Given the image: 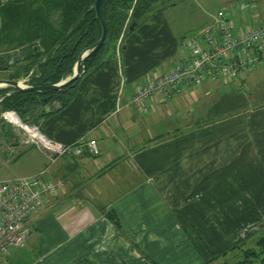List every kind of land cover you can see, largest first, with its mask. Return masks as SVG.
I'll return each mask as SVG.
<instances>
[{"label": "crops", "instance_id": "crops-1", "mask_svg": "<svg viewBox=\"0 0 264 264\" xmlns=\"http://www.w3.org/2000/svg\"><path fill=\"white\" fill-rule=\"evenodd\" d=\"M216 2L240 27L264 20V0ZM181 5L170 0L160 6L125 39L116 57L81 77L66 106L36 123L59 142L96 140L98 154L85 150L50 162L20 138L0 148L28 155L27 168L6 179L46 169L47 178L64 182L33 216L26 245L0 255V264H204L235 242L225 227L240 224L224 217L229 212L250 217L251 208L241 203L242 186L264 188V101L235 87H244L257 68L236 82L220 78L167 100L152 96L146 112L132 104L137 88L156 72L185 60L183 38L198 33L218 12L200 4L205 22L185 25ZM16 71L1 67L0 79ZM214 184L221 187L219 203L213 204ZM232 184L241 187L234 198ZM251 196L264 200V194ZM214 214L220 215L218 222ZM211 233L217 244L209 240Z\"/></svg>", "mask_w": 264, "mask_h": 264}, {"label": "trees", "instance_id": "trees-1", "mask_svg": "<svg viewBox=\"0 0 264 264\" xmlns=\"http://www.w3.org/2000/svg\"><path fill=\"white\" fill-rule=\"evenodd\" d=\"M94 2L95 0H10L0 3V59L19 51L26 54L22 61L7 66L17 67L10 79L18 80L27 76L29 84L48 85L70 76L82 51L92 46L102 32L92 7ZM163 2L165 1L103 0L101 13L107 26L106 39L99 49L86 58L82 76L105 59L116 57L123 50L125 39L160 9ZM132 22L135 26L129 30ZM35 45L38 46L37 52H34ZM80 79L61 90L48 93L11 92V87L0 88V95L11 92L0 99V114L12 110L24 121L36 124L39 118L48 115L46 113L39 116L43 107L57 104L54 111H58L72 100ZM106 103L108 101L101 106L104 107ZM0 130L7 133L4 126ZM254 234H257L255 238ZM254 234L234 243L228 250L212 257L211 261L222 258L223 261L219 264H264V229ZM249 238L253 241L250 246L246 244Z\"/></svg>", "mask_w": 264, "mask_h": 264}, {"label": "built area", "instance_id": "built-area-1", "mask_svg": "<svg viewBox=\"0 0 264 264\" xmlns=\"http://www.w3.org/2000/svg\"><path fill=\"white\" fill-rule=\"evenodd\" d=\"M182 47L187 52L184 61L156 72L135 91L132 104L142 112L147 111L146 102L152 96L167 100L184 89L220 78L236 82L245 71L263 66L264 20L240 27L222 9L198 33L186 35ZM26 80L27 77L21 81ZM1 117L18 130L22 143L38 147L50 162L62 155H81L85 150L91 154L99 152L96 140L63 143L50 139L38 124L24 121L15 111H3ZM46 171L0 180V255L26 245L33 216L43 208L46 196L63 189L64 182L47 178Z\"/></svg>", "mask_w": 264, "mask_h": 264}, {"label": "rangeland", "instance_id": "rangeland-1", "mask_svg": "<svg viewBox=\"0 0 264 264\" xmlns=\"http://www.w3.org/2000/svg\"><path fill=\"white\" fill-rule=\"evenodd\" d=\"M164 1L165 2H163V5H165L168 0H164ZM173 1L182 3V5L180 6L181 10L179 12V15L183 14V20L185 22V25H196L199 22L202 25L205 22L206 12L204 13V11H201V10L199 11L198 6H200V4L201 5L209 4L208 5L209 7L207 6L205 8L206 9L205 11H210V12H213V11L216 12L218 11L220 7L218 6L216 0H173ZM247 24H250V23L247 22ZM262 70H264V66L261 68L254 69L252 72L255 71L256 76L253 78L249 77L244 87L240 83H237V85L235 86L236 88H238L239 91L242 90L244 94H246V96L248 97L250 96V99L253 101H264V72H262ZM22 79L23 78L18 79V80H22ZM1 126L5 127V132L7 133H4L2 132V130H0V148L2 146H5V144H8L9 142H12L13 139L18 140L19 138H21L19 136L18 130L15 129V127L10 122L6 121L3 117L0 116V127ZM23 154L24 152L17 154V153H10V152L0 149V180L6 179L5 178L6 176L7 177L10 176L11 174H14L18 170H23L27 168V164L25 162L27 161L28 155L23 156ZM220 187L221 185H217V184L213 185V188H212L213 189V199H214L213 204L219 203V199H217V196L219 194L218 189ZM242 187H244V198L245 199L241 200V203H243L244 205H248L249 207L248 206L247 207L251 208L252 212L250 213V217L244 218L243 216H239L238 218H236L234 216L235 213L229 212V214L226 216V218L224 217V220H223L224 222L226 219V221L228 222H239L240 224L239 226L233 225L232 229L231 227L230 228L225 227L226 230L224 234L228 236L229 241L234 240L235 241L234 243L244 240L248 236L264 229V200H260V201H257L256 199L252 200L253 196H251V195H254L256 197L258 196V194L263 195L264 188L262 187L258 191V188H255L254 185L245 184ZM237 189L240 190L241 187H238L236 184H232V186L229 187V191H231L230 196L234 198L236 196L234 192H236ZM252 192H254L255 194H253ZM249 193H252V194H249ZM232 203H236V202H231V201L229 202L230 205ZM255 213H261V215L258 217H255L256 215ZM219 218H220V215L214 214L213 216L214 221L216 220L218 222ZM216 228L219 230V227L217 226V224H216ZM207 236H209V234ZM256 236L257 234H254V238ZM251 238L247 240L248 243L246 242V244L249 246L250 244H253V241H250ZM211 239H212L213 245L217 244L216 240H218V237H216L215 233H211L209 240ZM215 255L216 254L214 253L213 257H215ZM220 261H223V259L219 258L214 261L209 260L208 262H210V264H219ZM208 262L204 264H207Z\"/></svg>", "mask_w": 264, "mask_h": 264}, {"label": "water", "instance_id": "water-1", "mask_svg": "<svg viewBox=\"0 0 264 264\" xmlns=\"http://www.w3.org/2000/svg\"><path fill=\"white\" fill-rule=\"evenodd\" d=\"M102 2H103V0H95V2L92 5V7L95 9L96 17L101 24V28H102L101 35H100L99 39L92 46H90V47H88L82 51V53L80 54V56L78 57V60L76 61L75 65H74L73 72L70 76H68L64 80H61L58 83L48 84V85H33V84L23 83L21 80L0 79V86L11 87L12 88L11 92L36 91V92L48 93V92L55 91V90H61L63 87H65V86L73 83L77 79L81 78L82 74L85 72L84 62H85L86 58L88 56H90L92 53H94L97 49H99L103 45V43L106 39L107 26H106V23H105L104 18L102 16V13H101ZM134 26H135V23L132 22L130 24L129 30H132L134 28ZM33 48H34V52H37L38 46L35 45ZM25 57H26V54L24 53V51H19L15 55H10V56L6 57L5 59H0V68L1 67L3 68L5 66L12 65V64H15L19 61H22ZM11 92L1 94L0 99L4 95H8ZM55 108H56V106L54 104H48L40 110L39 116L42 117L44 114L54 111ZM40 119L41 118H39V120Z\"/></svg>", "mask_w": 264, "mask_h": 264}, {"label": "bare ground", "instance_id": "bare-ground-1", "mask_svg": "<svg viewBox=\"0 0 264 264\" xmlns=\"http://www.w3.org/2000/svg\"><path fill=\"white\" fill-rule=\"evenodd\" d=\"M14 118H15L17 123H20V119H18V117H16V115H14Z\"/></svg>", "mask_w": 264, "mask_h": 264}]
</instances>
